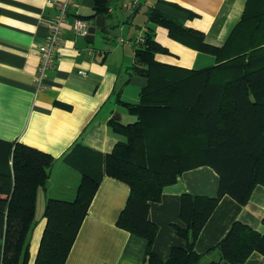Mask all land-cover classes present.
I'll return each instance as SVG.
<instances>
[{"label":"crops","instance_id":"1","mask_svg":"<svg viewBox=\"0 0 264 264\" xmlns=\"http://www.w3.org/2000/svg\"><path fill=\"white\" fill-rule=\"evenodd\" d=\"M56 0H0V138L51 154L54 165L44 188L36 192L35 222L28 234L30 258L36 257L46 219L47 198L72 199L80 173L65 162L76 145L108 153L118 140L110 121L128 124L136 116L123 102H137L147 79L128 74L134 60L135 37L150 29L163 48L154 58L165 64L199 69L220 63L216 54L197 49L169 35L161 24L147 20L157 7L203 34L204 41L222 47L242 18L248 0H112L107 13L95 11V0H74L68 7L54 66L38 83L37 46L47 34L46 22L55 14ZM87 25L85 34L72 26L74 18ZM219 176L206 164L184 169L162 187L159 200L149 201L148 218L157 226L153 250L162 258L173 245L185 246L176 226L181 196H215ZM129 185L104 175L88 205L64 264H145L146 240L116 225ZM39 214V218H37ZM264 185L256 184L245 204L220 197L200 229L194 249L207 264H233L219 259L215 245L234 221L264 231ZM241 264H264L254 250Z\"/></svg>","mask_w":264,"mask_h":264},{"label":"trees","instance_id":"2","mask_svg":"<svg viewBox=\"0 0 264 264\" xmlns=\"http://www.w3.org/2000/svg\"><path fill=\"white\" fill-rule=\"evenodd\" d=\"M111 4L95 0V11L107 13ZM146 16L164 25L171 37L213 52L220 63L187 69L157 61L154 55L163 48L150 29L143 31L127 73L147 82L137 102H123L136 121H110L123 139L108 153L76 145L65 156L80 180L72 199L47 198L46 224L33 264H64L104 175L129 185L116 225L146 240L145 264H207L194 243L220 197L227 194L245 204L253 187L264 185V0H248L220 48L157 7H149ZM54 162L47 152L0 138V264H29L36 192L46 186ZM197 164L209 165L218 174L217 194H182L185 226L176 230L186 245H173L162 258L152 248L157 226L148 218V203L159 200L164 185ZM215 248L219 259L241 264L254 250L264 255V231L234 221Z\"/></svg>","mask_w":264,"mask_h":264},{"label":"built area","instance_id":"3","mask_svg":"<svg viewBox=\"0 0 264 264\" xmlns=\"http://www.w3.org/2000/svg\"><path fill=\"white\" fill-rule=\"evenodd\" d=\"M74 0H56V12L46 22L47 34L38 44V65L36 68L35 79L39 83L46 74V71L54 66L56 51L61 41L62 28L67 18L68 7ZM73 29L79 34L87 32V25L81 18H74ZM137 43L143 41V31H139L135 37Z\"/></svg>","mask_w":264,"mask_h":264},{"label":"rangeland","instance_id":"4","mask_svg":"<svg viewBox=\"0 0 264 264\" xmlns=\"http://www.w3.org/2000/svg\"><path fill=\"white\" fill-rule=\"evenodd\" d=\"M260 40H263V38H260ZM260 40H259V41H260ZM39 216H40V215H39V214H37V216H36V217H37V218H39Z\"/></svg>","mask_w":264,"mask_h":264}]
</instances>
